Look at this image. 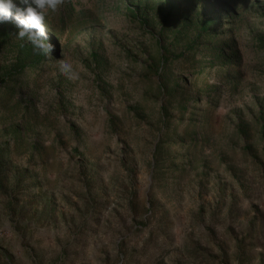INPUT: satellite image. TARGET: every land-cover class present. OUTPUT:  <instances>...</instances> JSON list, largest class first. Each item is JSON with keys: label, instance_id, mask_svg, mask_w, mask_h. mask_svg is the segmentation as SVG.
<instances>
[{"label": "rangeland", "instance_id": "1", "mask_svg": "<svg viewBox=\"0 0 264 264\" xmlns=\"http://www.w3.org/2000/svg\"><path fill=\"white\" fill-rule=\"evenodd\" d=\"M44 22L0 23V264H264V0Z\"/></svg>", "mask_w": 264, "mask_h": 264}, {"label": "clouds", "instance_id": "2", "mask_svg": "<svg viewBox=\"0 0 264 264\" xmlns=\"http://www.w3.org/2000/svg\"><path fill=\"white\" fill-rule=\"evenodd\" d=\"M61 0H19V5L14 0H0V23L11 20L19 31L16 38L31 44L36 54H47L52 51L48 42L45 26L47 12H56ZM60 67L66 74L72 75V67L68 63L60 62ZM165 264H168L165 258Z\"/></svg>", "mask_w": 264, "mask_h": 264}, {"label": "trees", "instance_id": "3", "mask_svg": "<svg viewBox=\"0 0 264 264\" xmlns=\"http://www.w3.org/2000/svg\"><path fill=\"white\" fill-rule=\"evenodd\" d=\"M17 72H19V71H17ZM17 72H16V73H17ZM7 90H9V89H7Z\"/></svg>", "mask_w": 264, "mask_h": 264}]
</instances>
